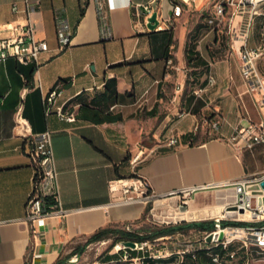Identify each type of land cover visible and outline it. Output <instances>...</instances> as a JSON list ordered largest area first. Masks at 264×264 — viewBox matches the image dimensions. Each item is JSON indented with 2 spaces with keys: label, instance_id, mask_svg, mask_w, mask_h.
Returning a JSON list of instances; mask_svg holds the SVG:
<instances>
[{
  "label": "crops",
  "instance_id": "1",
  "mask_svg": "<svg viewBox=\"0 0 264 264\" xmlns=\"http://www.w3.org/2000/svg\"><path fill=\"white\" fill-rule=\"evenodd\" d=\"M150 1L39 0L33 33L49 51L38 67L14 59L0 66V264H55L98 230L139 220L145 205H113L109 191L111 181L133 174L130 159L139 152L145 156L136 170L149 183L155 207H176L172 191L207 187L192 196L190 208L215 210L212 220L230 202L231 183L264 172V144L250 152L229 143L241 125L264 121L240 58L245 49L264 53V2L248 32L249 8L231 7V17H216L221 0L182 5L171 30L162 23L163 30L151 32L134 15L136 5ZM21 2L0 0V24L23 22L12 11ZM156 3L170 11L169 0ZM57 14L72 29L65 49ZM191 44L190 56L198 60L188 63ZM257 71L264 79V54ZM53 89L60 96L47 114L42 96ZM20 105L31 135L51 132L65 211L33 227L26 221L34 176L30 137L14 129ZM58 107L75 121L61 119ZM216 121L218 130L211 127ZM170 135L178 138L176 146L163 145ZM249 259L239 250L225 264H264Z\"/></svg>",
  "mask_w": 264,
  "mask_h": 264
},
{
  "label": "built area",
  "instance_id": "2",
  "mask_svg": "<svg viewBox=\"0 0 264 264\" xmlns=\"http://www.w3.org/2000/svg\"><path fill=\"white\" fill-rule=\"evenodd\" d=\"M199 0H169L170 11H166L163 6H159L157 0H151L145 5H136L134 15L138 24L147 26L148 19L153 13H157L159 25L157 30H163L162 23L167 29H171V24L175 23L183 13V6H191ZM264 0H221L215 6V16L224 17L225 6L248 7L250 16L245 24V31L248 32L252 26L253 16L257 14V7ZM39 0H22L21 3H14L12 11L15 14L23 15V22H12L0 24V66L8 59H14L21 65H40L41 56L49 51V46L45 41H37L31 22V15L35 11V5ZM103 4L99 3L102 14ZM101 15V19H102ZM56 33L60 49H65L70 45L72 29L67 20L59 14L55 17ZM263 49L250 51L243 50L240 58L242 61L241 73L245 80L247 89L251 93L259 94L255 100L259 108H264V79L257 71V61L263 56ZM171 61H168L170 64ZM212 82V79H211ZM36 87H40L37 83ZM60 92L57 89L43 94L42 100L46 113H50V108L54 105ZM57 115L68 122H74L73 114L67 115L62 107L56 109ZM14 129L23 137H30L29 158L34 167L32 179V190L26 203V221L33 227L38 219L61 215L65 211L61 206L58 174L56 170L51 132L46 130L37 135H31L28 121L23 116V105H20L14 113ZM212 129L218 130L219 122L211 124ZM178 138L170 135L165 138L163 145L167 147L176 146ZM231 146L237 150H247L252 152L256 145L264 144V121L261 123L248 122L235 130L233 136L229 138ZM144 152H139L130 159L133 174L129 177L117 178L109 183V191L113 198V205H129L142 203L146 205L153 203V193L149 183L138 174L136 170L143 161ZM264 182V172L245 177L231 183L233 196L227 203L223 212L213 219L215 230L201 232V237L195 241H184V245L178 251H164L149 256L136 257L140 264H144V258L148 257L159 261L170 257H176L171 264L182 263L186 256L192 260L196 259L198 251H206L213 264H225V259L234 258L239 250H244L251 260H258L264 263V189L261 184ZM207 187H193L172 191L168 196H173L187 206L192 200V196ZM182 199V200H181ZM243 211L241 213L240 211ZM246 215V217H241ZM226 222L227 224H223ZM232 223H245L244 225H233ZM184 236L182 232L173 235L160 237L154 241L134 243V248L125 247L122 242H117L113 246L116 253L129 257L128 250L140 252L146 246L164 239H175ZM233 248H236L233 250ZM130 258V257H129ZM135 259V258H131ZM249 259V260H250Z\"/></svg>",
  "mask_w": 264,
  "mask_h": 264
},
{
  "label": "rangeland",
  "instance_id": "3",
  "mask_svg": "<svg viewBox=\"0 0 264 264\" xmlns=\"http://www.w3.org/2000/svg\"><path fill=\"white\" fill-rule=\"evenodd\" d=\"M225 9L226 12L224 17H231L233 12L232 8L230 6H225ZM149 205H150V209L146 211V208ZM182 206L183 205H181V202H177L176 207H174L173 209H165L161 207H155L153 203H148L145 205L144 213L139 220L132 223L113 225L111 227L123 229L126 231H132L139 235H144L145 231H147L148 229H156L166 226L179 225L182 223L203 221V220H192V221L173 220L174 216H176L180 212L179 208ZM185 207H187V209H192L190 208V203ZM207 220H212V219L208 218ZM183 234L184 236L179 237L178 240L164 239L152 243L150 247L146 246L142 251H140V254L137 255L136 257L149 256L150 254H157L158 252H164V251L165 252L178 251L183 247L184 241L187 240L195 241L202 235L201 231H197L194 229L189 230ZM115 238L116 237H110L101 240L99 242L90 243V244H87L88 241L87 239L85 242H79L73 244L67 249L65 254H63L62 259H65L63 261V264H140L141 260L139 261L138 259H136V257H134L135 259L131 260V258L129 257H124V254H118L117 258H112V259L108 258L116 253L112 247ZM117 242L120 243L119 240H117ZM80 248H84V250L79 253L78 249ZM74 251L77 254L71 255Z\"/></svg>",
  "mask_w": 264,
  "mask_h": 264
},
{
  "label": "trees",
  "instance_id": "4",
  "mask_svg": "<svg viewBox=\"0 0 264 264\" xmlns=\"http://www.w3.org/2000/svg\"><path fill=\"white\" fill-rule=\"evenodd\" d=\"M82 14H84V11H82ZM168 30H171V29H168ZM193 48L194 46L193 44H191V46L188 49V53H187L188 63H190L193 59L198 60L197 57L192 58L190 56ZM149 209H150V205L147 206L146 211H148ZM223 224H227V223L224 222ZM232 224L233 225H244L245 223H232ZM192 229L201 231V232H204V231L211 232L215 230V222L213 220H204V221H196V222H190V223H182L179 225L166 226V227L156 228V229H148L147 231H145L144 235H139L135 232L126 231V230L119 229V228L109 227V228L100 229L97 232H95L93 235H91L88 238L87 244L99 242L101 240H104L110 237H116L114 240V243L112 244V247L114 246V244H116L117 240H119L122 243L124 242L143 243L146 241H154L155 239L160 238V237L170 236L177 232L185 233ZM83 250L84 248H80L78 249V252L80 253ZM127 252L130 258H134L140 254V252H136L132 250H128ZM205 253L206 251H198L196 253L195 260H192L190 256H186L185 260L180 264H211L212 262H211L210 256L206 255ZM74 254H77V253L74 251L71 255H74ZM118 254H121V253H115L108 258L109 259L117 258ZM175 258L176 257H170L167 259L156 261V260L146 257L144 258V264H171L175 262L176 260ZM64 260L65 259H62L61 257L55 262V264H63Z\"/></svg>",
  "mask_w": 264,
  "mask_h": 264
},
{
  "label": "bare ground",
  "instance_id": "5",
  "mask_svg": "<svg viewBox=\"0 0 264 264\" xmlns=\"http://www.w3.org/2000/svg\"><path fill=\"white\" fill-rule=\"evenodd\" d=\"M216 213H218V212H216L215 210H213L212 212H210L209 209H205V210H192V209H187L186 211H180L176 216H174L173 220H182V221L201 220V219H207L208 217H212ZM241 217H246V215H241Z\"/></svg>",
  "mask_w": 264,
  "mask_h": 264
},
{
  "label": "water",
  "instance_id": "6",
  "mask_svg": "<svg viewBox=\"0 0 264 264\" xmlns=\"http://www.w3.org/2000/svg\"><path fill=\"white\" fill-rule=\"evenodd\" d=\"M159 25V21L157 20V13H153L151 15V17L148 19V23H147V28L151 31V32H157L159 30H157L156 28ZM261 187L264 189V182L261 184ZM180 211H186L187 207L182 206L179 208ZM241 213H243V211H240ZM125 247H129V248H134L135 244L133 242H124L123 243Z\"/></svg>",
  "mask_w": 264,
  "mask_h": 264
}]
</instances>
